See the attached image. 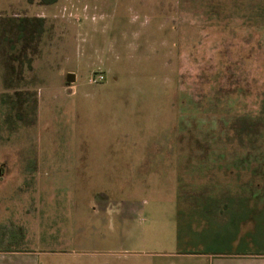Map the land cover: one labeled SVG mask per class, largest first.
<instances>
[{
	"label": "rangeland",
	"instance_id": "obj_1",
	"mask_svg": "<svg viewBox=\"0 0 264 264\" xmlns=\"http://www.w3.org/2000/svg\"><path fill=\"white\" fill-rule=\"evenodd\" d=\"M259 183L264 0H0V249L264 250Z\"/></svg>",
	"mask_w": 264,
	"mask_h": 264
},
{
	"label": "crops",
	"instance_id": "obj_2",
	"mask_svg": "<svg viewBox=\"0 0 264 264\" xmlns=\"http://www.w3.org/2000/svg\"><path fill=\"white\" fill-rule=\"evenodd\" d=\"M234 190L235 188H229ZM24 190L20 185H15L13 191ZM252 190H257L260 193L258 194V200L256 201L261 208V205L264 206V191L263 184L259 183L254 185ZM264 209V208H262ZM264 223V220H262ZM264 238V235L261 236V231L259 232L258 238ZM255 238V236L247 237ZM38 250L34 249H11L4 248L0 249V264H37V254ZM185 253L182 256L185 258L183 261L186 263V258L190 259H199V264H264V250L258 251H233V252H210V253H200V254H191Z\"/></svg>",
	"mask_w": 264,
	"mask_h": 264
},
{
	"label": "trees",
	"instance_id": "obj_3",
	"mask_svg": "<svg viewBox=\"0 0 264 264\" xmlns=\"http://www.w3.org/2000/svg\"><path fill=\"white\" fill-rule=\"evenodd\" d=\"M48 2H54V1H56V0H47ZM26 19L25 18H23L21 21H25ZM38 21H39V23H40V25L42 26L40 29H38V31L40 32H42L43 31V22H44V19L43 18H39L38 19Z\"/></svg>",
	"mask_w": 264,
	"mask_h": 264
},
{
	"label": "water",
	"instance_id": "obj_4",
	"mask_svg": "<svg viewBox=\"0 0 264 264\" xmlns=\"http://www.w3.org/2000/svg\"><path fill=\"white\" fill-rule=\"evenodd\" d=\"M75 80V74L74 73H68L67 75V81L72 82Z\"/></svg>",
	"mask_w": 264,
	"mask_h": 264
},
{
	"label": "built area",
	"instance_id": "obj_5",
	"mask_svg": "<svg viewBox=\"0 0 264 264\" xmlns=\"http://www.w3.org/2000/svg\"><path fill=\"white\" fill-rule=\"evenodd\" d=\"M100 78H102V76H100Z\"/></svg>",
	"mask_w": 264,
	"mask_h": 264
}]
</instances>
